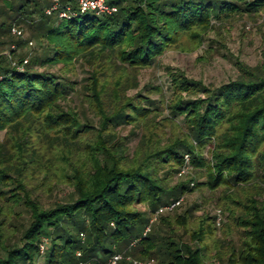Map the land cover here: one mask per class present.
Listing matches in <instances>:
<instances>
[{
	"label": "trees",
	"instance_id": "obj_1",
	"mask_svg": "<svg viewBox=\"0 0 264 264\" xmlns=\"http://www.w3.org/2000/svg\"><path fill=\"white\" fill-rule=\"evenodd\" d=\"M108 1L117 6L111 15L59 17L45 13L51 0H2L0 46L24 43L12 28L26 21L45 47L23 71L13 65L23 60L15 47L0 53V222L19 206L29 214L14 239L0 232V264H97L130 247L160 264H206L224 247L230 264H264V59L237 61L236 78L216 87L168 68L171 95L161 104L128 94L165 51L200 44L214 23L264 10V0ZM60 2L78 10V0ZM78 65L89 68L81 101L97 120L67 105ZM124 124L141 131L133 149ZM186 154L195 177L173 182L188 172L179 174ZM58 170L75 197L45 207L35 184ZM206 188L223 193L227 221L215 214L191 224L194 205L174 213L182 200L150 223L160 207ZM235 231L239 247L229 239Z\"/></svg>",
	"mask_w": 264,
	"mask_h": 264
},
{
	"label": "rangeland",
	"instance_id": "obj_2",
	"mask_svg": "<svg viewBox=\"0 0 264 264\" xmlns=\"http://www.w3.org/2000/svg\"><path fill=\"white\" fill-rule=\"evenodd\" d=\"M3 4L0 0V6ZM214 29L208 31L204 36L203 41L198 44L196 42L185 40L180 48L168 49L149 68L141 69L138 75V86L128 90V94H134L141 92L147 94L151 99L155 100L158 104H161V99L167 100L171 95L170 82L167 74L168 68L180 69L189 78L194 80H201L204 84L211 87H216L230 79L236 78L239 73L237 61L245 63L249 66H256L261 64L264 59V10L260 9L258 12L251 14L243 13L237 14L230 20L214 23ZM15 27L22 30L21 36L16 33H12L16 37L24 39V43L16 46L15 44L0 46V53H10L11 47L14 45L16 51L14 56L28 58V63H31L36 56L41 55L44 51L45 41L39 39L34 35V28L29 25L28 22H21L16 24ZM32 39L34 41L33 46L28 45V41ZM35 68L41 70L39 65H34ZM48 70L57 72V67H49ZM89 74V68L82 65L77 66L76 75H70V80L75 81V90H72L69 94L70 99L68 104L74 107L82 119H95L93 114L87 109V104L82 103L80 86L84 82V78ZM156 86H160L161 90L158 91ZM160 101V102H159ZM166 115V109H161ZM157 112L160 113L159 110ZM156 119H160L157 117ZM122 135H128V144L131 149L135 147L140 137V130L137 129V134L130 132L131 126L124 124L118 126ZM166 136L170 135L171 128H166ZM3 134L0 133V137ZM206 152V151H205ZM209 156L206 152V157ZM57 174L49 179L48 182H44L39 185L41 177L37 179L35 184L38 190V197L45 207L54 205L56 202L70 201L75 197L73 187L69 186L67 182L58 178V175L63 178L61 172L54 171ZM51 174L49 175V177ZM195 177L194 169L190 170L183 176L175 175L173 182H176L179 178L190 180ZM39 183V184H38ZM223 193L220 190L210 191L209 189H199L187 191L183 196L182 205L174 213H182L186 207L194 205L193 216L191 217V224L197 222V220L203 215L214 216L217 210L223 208L220 206V196ZM18 214L12 218H7L3 223L0 222V232H3L4 240L14 239V233L19 234L29 222V214L24 209V206L17 208ZM222 220L227 221V213L223 210ZM1 219V217H0ZM222 226V225H221ZM219 226L216 230L215 237L223 238V232ZM16 234V235H17ZM1 239V237H0ZM235 247L241 245V237L238 231H235L229 236ZM222 252L219 255L216 251H211V257L205 260L206 264H230L228 261L229 250L222 248ZM2 248L0 246V254H2ZM125 259L127 256L139 261L138 264H160L159 259L154 257V262L148 263V258L141 257L136 248H127L123 253ZM38 264H41L42 259L39 258ZM124 259V258H123ZM128 260V259H126ZM126 264H134L133 262H126Z\"/></svg>",
	"mask_w": 264,
	"mask_h": 264
},
{
	"label": "built area",
	"instance_id": "obj_3",
	"mask_svg": "<svg viewBox=\"0 0 264 264\" xmlns=\"http://www.w3.org/2000/svg\"><path fill=\"white\" fill-rule=\"evenodd\" d=\"M117 10V6L115 4H111L108 0H78V10H72L70 5H65L63 6L60 2V0H51V4L45 8V13L46 14H52V13H56L59 17H70V16H74L76 15L77 11L78 12H85V11H94L97 14L100 15H111L113 13H115ZM13 32L16 33L18 36H21L22 34V30L17 27H13L12 28ZM28 45L29 46H33L34 45V41L32 39H30L28 41ZM15 46L13 45L12 48H14ZM7 55L10 56V53H7ZM28 63V58H23L21 63H16L15 61L13 62V65H15L16 69L19 71H23L25 68V64ZM189 155L186 154L185 155V165L184 167L181 169L179 174H183L186 173L189 169ZM183 200V197L179 198L178 200H176L175 202L160 207L155 215L151 218L150 223L152 221H154L157 216L158 213L165 210V209H171L173 208L175 205H178L181 201ZM217 214V223L220 224L222 221V211L221 210H217L216 212ZM149 229V226L146 227V230ZM82 237L84 238V235L82 234ZM135 242H132L131 245H133ZM44 248V244H41V251ZM77 256H81L82 252L81 250H77L76 251ZM125 259V256L123 253L121 252H115L113 253L110 257H108L105 261L103 262H99L97 264H118L120 260ZM126 259H128L129 261L133 262L134 264H138L139 261L136 259L131 258V256H127ZM148 263L154 262V258H151L147 261ZM87 262L80 260L77 264H86Z\"/></svg>",
	"mask_w": 264,
	"mask_h": 264
}]
</instances>
